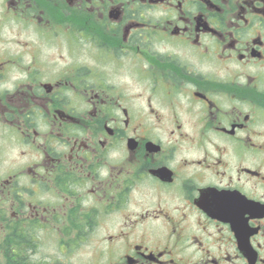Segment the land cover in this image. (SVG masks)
<instances>
[{
    "label": "flooded vegetation",
    "instance_id": "flooded-vegetation-1",
    "mask_svg": "<svg viewBox=\"0 0 264 264\" xmlns=\"http://www.w3.org/2000/svg\"><path fill=\"white\" fill-rule=\"evenodd\" d=\"M0 264H264V0H0Z\"/></svg>",
    "mask_w": 264,
    "mask_h": 264
}]
</instances>
